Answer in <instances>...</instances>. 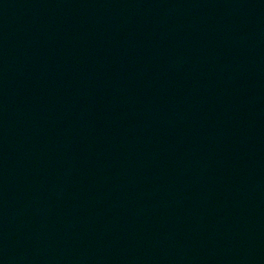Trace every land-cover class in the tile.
I'll return each instance as SVG.
<instances>
[{"label":"water","instance_id":"1","mask_svg":"<svg viewBox=\"0 0 264 264\" xmlns=\"http://www.w3.org/2000/svg\"><path fill=\"white\" fill-rule=\"evenodd\" d=\"M0 264H264V0H0Z\"/></svg>","mask_w":264,"mask_h":264}]
</instances>
